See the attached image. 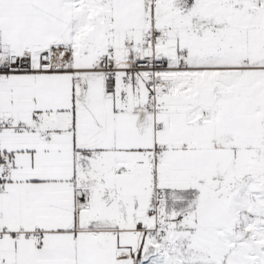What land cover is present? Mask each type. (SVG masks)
I'll return each mask as SVG.
<instances>
[{
	"label": "snow or ice",
	"instance_id": "snow-or-ice-1",
	"mask_svg": "<svg viewBox=\"0 0 264 264\" xmlns=\"http://www.w3.org/2000/svg\"><path fill=\"white\" fill-rule=\"evenodd\" d=\"M0 264H264V0H0Z\"/></svg>",
	"mask_w": 264,
	"mask_h": 264
}]
</instances>
